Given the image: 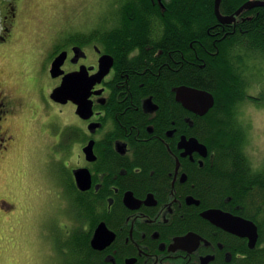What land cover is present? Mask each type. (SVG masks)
<instances>
[{
  "label": "flooded vegetation",
  "instance_id": "obj_1",
  "mask_svg": "<svg viewBox=\"0 0 264 264\" xmlns=\"http://www.w3.org/2000/svg\"><path fill=\"white\" fill-rule=\"evenodd\" d=\"M20 7V0H0V264H33L40 253L23 247L21 236L23 149L32 145L35 152L34 140L47 149V191L56 194L73 227L67 230L75 237V259L67 264L260 261L264 203L254 205L247 191L255 187L236 181L216 195L204 181L218 169L221 151L243 144L249 157L243 112L262 106L264 83L253 82L252 72L264 71L263 58H249L247 90L258 92L248 90L239 115L227 120L240 142L232 147L215 134L214 105L200 109L188 91L199 87L180 79L184 64H198L197 51L182 50L177 42L164 52L145 34L133 38L138 42L118 34L105 40L98 22L64 30L45 46L35 41L39 61L20 60ZM164 53L168 58L160 60ZM58 57L61 72L54 75ZM172 63L174 78L167 75ZM81 71L79 101L52 97L65 75ZM250 160L246 173L264 177V161ZM15 163L17 178L9 174Z\"/></svg>",
  "mask_w": 264,
  "mask_h": 264
},
{
  "label": "trees",
  "instance_id": "obj_2",
  "mask_svg": "<svg viewBox=\"0 0 264 264\" xmlns=\"http://www.w3.org/2000/svg\"><path fill=\"white\" fill-rule=\"evenodd\" d=\"M249 1L252 0H221V13L234 15V21L225 23L216 15L215 0H120L117 9L101 23L102 34L105 40L118 34L119 40L131 42H138L133 38L145 34V39L152 40L150 44L164 52L175 50L177 42H181L182 50L197 51L198 64H184L180 79L213 93L215 134L225 145L239 148L238 135L228 129L227 120H231L230 115H239L247 97L249 58L264 60V5L247 7ZM164 34L171 38L161 37ZM166 58L168 54L164 53L159 59ZM174 67L172 63L167 71L172 78L176 77ZM241 146L240 150L220 152L218 169L206 177L204 187H212V194L217 195L232 188L236 181L248 188L254 186V190L247 191L249 200L257 206L264 203V177H250L246 173L244 162L248 165L251 160ZM255 264H264V249L261 260Z\"/></svg>",
  "mask_w": 264,
  "mask_h": 264
},
{
  "label": "rangeland",
  "instance_id": "obj_3",
  "mask_svg": "<svg viewBox=\"0 0 264 264\" xmlns=\"http://www.w3.org/2000/svg\"><path fill=\"white\" fill-rule=\"evenodd\" d=\"M120 0H20L21 41L18 58L20 60L31 59L39 61L40 55L35 54V41L40 45H47L50 37L71 28L89 29L95 23H102L107 16L117 9ZM36 55V56H35ZM264 70V68H262ZM257 77L253 82L262 81L264 74L254 70ZM34 86V85H33ZM249 90V89H248ZM257 93V89L249 90ZM249 102V100H247ZM262 106L249 107L244 110L246 119L250 125L249 137L251 140L249 157L255 163L264 161V100ZM226 104V103H225ZM33 146L24 147V166L27 178L24 180L27 193L23 199L26 209L23 214L22 244L23 247L36 251L38 264H67L75 259L74 238L70 235L68 227V215L63 216L60 201L54 192H48V184H51L48 171L47 149L37 147L34 140ZM17 164L11 167L9 174L17 178ZM18 190V187H17ZM66 213V212H65ZM64 221V222H63ZM64 225L67 228H64Z\"/></svg>",
  "mask_w": 264,
  "mask_h": 264
},
{
  "label": "water",
  "instance_id": "obj_4",
  "mask_svg": "<svg viewBox=\"0 0 264 264\" xmlns=\"http://www.w3.org/2000/svg\"><path fill=\"white\" fill-rule=\"evenodd\" d=\"M220 4H221V0H216L215 3V12L217 17L219 18V20L221 22H225V23H229L233 20V16L232 15H223L221 13L220 10ZM259 5H264V1L261 0H252L249 1L248 4L246 5L247 7L249 6H259ZM245 6V5H244ZM61 57H58L54 63H53V67L51 69L52 73L54 75L59 74L61 71H59V67L61 64ZM80 73L79 72V76H75L74 74H67L64 76L63 82L60 86L56 87L54 89V91L52 92V97L56 100L59 101H64L67 99H74L76 101H79L80 98L82 97L81 94L76 93V87H77V83L81 81L80 79ZM189 91V98L193 100V102L198 104V107L200 109L206 110L209 107L213 106L215 103V98L214 95L212 94V92L208 91V90H204V89H199V88H193L192 90H188ZM78 172H76L77 175ZM83 177V176H82ZM78 178L80 179L81 176L78 175ZM99 236V230L95 233L94 238L92 240L93 244H96V241L98 239Z\"/></svg>",
  "mask_w": 264,
  "mask_h": 264
},
{
  "label": "bare ground",
  "instance_id": "obj_5",
  "mask_svg": "<svg viewBox=\"0 0 264 264\" xmlns=\"http://www.w3.org/2000/svg\"><path fill=\"white\" fill-rule=\"evenodd\" d=\"M254 1V0H253ZM215 3H216V0H215ZM234 21V20H233Z\"/></svg>",
  "mask_w": 264,
  "mask_h": 264
}]
</instances>
